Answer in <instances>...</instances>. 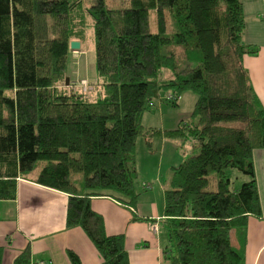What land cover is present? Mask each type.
<instances>
[{
  "label": "trees",
  "instance_id": "obj_1",
  "mask_svg": "<svg viewBox=\"0 0 264 264\" xmlns=\"http://www.w3.org/2000/svg\"><path fill=\"white\" fill-rule=\"evenodd\" d=\"M91 26L98 80L83 92L66 78L71 42H84ZM245 30L241 0H126L119 8L108 0H0V200L16 199L20 177L69 194L67 227L86 232L103 264H130L124 236L106 234L91 199L135 211L137 141L164 136L182 150L192 140L199 153L184 155L165 189L163 258L245 264L231 231L262 214L254 152L264 149V107L242 65L258 49L245 44ZM164 70L171 78L160 77ZM188 91L197 97L190 121L164 132L143 127L163 92L175 105ZM232 170L249 179L239 189ZM212 174L215 191L207 190ZM14 264H32L30 249Z\"/></svg>",
  "mask_w": 264,
  "mask_h": 264
},
{
  "label": "crops",
  "instance_id": "obj_2",
  "mask_svg": "<svg viewBox=\"0 0 264 264\" xmlns=\"http://www.w3.org/2000/svg\"><path fill=\"white\" fill-rule=\"evenodd\" d=\"M241 2L246 18L244 42L258 49L255 55H245L242 65L264 107V0ZM80 43L79 51L83 54L84 42ZM169 78L171 74L165 79ZM73 87L79 88L78 84ZM175 105L179 106V98ZM161 106L154 112L144 113V128L164 132L177 129L183 121H190L185 120V115L167 113L168 110ZM193 145L191 140L180 150L178 142L164 136L141 137L136 153L138 174L145 180L164 185L166 176L183 162L184 155L195 152ZM141 154L143 159L139 161ZM148 168L151 177L142 173ZM254 168L262 214L260 217L249 216L245 228L232 230L231 243L243 253L245 264H264V149L254 152ZM152 188L150 183L143 185L147 191ZM149 195L152 197H145L140 203L138 200L135 211L109 197H93L91 208L102 216L108 236H124L130 264H169L163 258V249L168 245L163 222L165 203ZM69 198V194L42 186L33 178L20 177L16 199L0 200L2 264H14L27 248L31 251L32 264H72L69 252L78 257L80 264H103L86 232L81 227H67Z\"/></svg>",
  "mask_w": 264,
  "mask_h": 264
},
{
  "label": "rangeland",
  "instance_id": "obj_3",
  "mask_svg": "<svg viewBox=\"0 0 264 264\" xmlns=\"http://www.w3.org/2000/svg\"><path fill=\"white\" fill-rule=\"evenodd\" d=\"M126 0H108V5L113 8H119L122 6H125ZM86 6L91 5V0H85ZM155 17L153 15L152 18V24L153 28H155ZM85 50V53H81V51H73L72 55L70 57L69 61V78L70 83H72L73 86L75 84H78V87L80 86L81 81L85 80L89 84L94 82L93 80H97V72H96V47H95V35H94V29L93 26L89 27L86 32V37L84 40V47L83 51ZM82 54V55H81ZM170 72L168 70L162 71L160 77L162 79H165ZM75 82V84H74ZM96 82V81H95ZM99 89L102 90V86H99ZM100 92V91H99ZM101 93V92H100ZM171 95L170 92H163L162 96L159 100L154 101L156 103V107H152L150 110L146 111L147 113L154 112L153 110H157L159 106H164L165 110H168L167 113H171V115L174 114H180L185 115L187 118L185 120H191L192 113L194 110L195 101L197 99L196 95H194L192 92H185L179 97V106L174 105L171 101L167 99L168 96ZM161 106V107H162ZM194 142V141H193ZM195 149V152H187L188 156L197 155L199 153V146L196 142H194V145L192 147ZM185 150L188 151L187 148ZM136 153L137 146H136ZM141 153V151H140ZM139 158V161L143 159V155L141 154ZM150 169L148 168L147 172H142L146 176H152V173H150ZM232 189H239L244 182L247 181V177L244 174H241L237 170H232ZM172 176V171L170 170L169 176H166L164 185L160 186L158 183H153L152 180H145L143 176L138 174V180H137V190L139 193V203L141 199L145 197H150L152 194L154 196V199H157L161 203H165V189H167L169 184V179ZM82 180H80L77 184L80 187ZM146 183H150V185L153 187L151 190L147 191L143 189V185ZM81 189V187H80ZM217 189V175L212 174L210 176V185L207 188L209 191H215ZM152 197V196H151Z\"/></svg>",
  "mask_w": 264,
  "mask_h": 264
},
{
  "label": "built area",
  "instance_id": "obj_4",
  "mask_svg": "<svg viewBox=\"0 0 264 264\" xmlns=\"http://www.w3.org/2000/svg\"><path fill=\"white\" fill-rule=\"evenodd\" d=\"M79 88L83 92H88V91H90L92 89L91 86H90V84L87 81H85V80L81 81ZM167 99L169 101H171V102H174L175 101V96L171 94V95L168 96ZM153 106H154V104L151 103L150 104V107L152 108Z\"/></svg>",
  "mask_w": 264,
  "mask_h": 264
},
{
  "label": "water",
  "instance_id": "obj_5",
  "mask_svg": "<svg viewBox=\"0 0 264 264\" xmlns=\"http://www.w3.org/2000/svg\"><path fill=\"white\" fill-rule=\"evenodd\" d=\"M81 49V43L79 41H72L71 42V50L72 51H79ZM66 85H70V78H66Z\"/></svg>",
  "mask_w": 264,
  "mask_h": 264
},
{
  "label": "bare ground",
  "instance_id": "obj_6",
  "mask_svg": "<svg viewBox=\"0 0 264 264\" xmlns=\"http://www.w3.org/2000/svg\"><path fill=\"white\" fill-rule=\"evenodd\" d=\"M170 102V101H169ZM46 264V263H45Z\"/></svg>",
  "mask_w": 264,
  "mask_h": 264
}]
</instances>
